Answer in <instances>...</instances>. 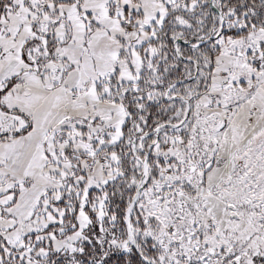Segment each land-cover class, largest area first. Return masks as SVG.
Returning a JSON list of instances; mask_svg holds the SVG:
<instances>
[{
	"label": "snow or ice",
	"instance_id": "6c2138e0",
	"mask_svg": "<svg viewBox=\"0 0 264 264\" xmlns=\"http://www.w3.org/2000/svg\"><path fill=\"white\" fill-rule=\"evenodd\" d=\"M0 264H264V0H0Z\"/></svg>",
	"mask_w": 264,
	"mask_h": 264
}]
</instances>
